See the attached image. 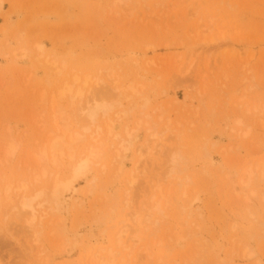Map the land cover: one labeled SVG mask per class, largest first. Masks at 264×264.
Listing matches in <instances>:
<instances>
[{
    "label": "rangeland",
    "instance_id": "374dc122",
    "mask_svg": "<svg viewBox=\"0 0 264 264\" xmlns=\"http://www.w3.org/2000/svg\"><path fill=\"white\" fill-rule=\"evenodd\" d=\"M112 70L146 107L118 96ZM68 73L99 75L95 91L119 103L98 119V159L56 201L34 154L51 117L41 92ZM263 123L264 0H0V264H264V181L250 200L240 183L264 168ZM177 147L180 186L165 176ZM31 194L46 210L32 227L19 203ZM247 244L252 261L236 252Z\"/></svg>",
    "mask_w": 264,
    "mask_h": 264
},
{
    "label": "bare ground",
    "instance_id": "6f19581e",
    "mask_svg": "<svg viewBox=\"0 0 264 264\" xmlns=\"http://www.w3.org/2000/svg\"><path fill=\"white\" fill-rule=\"evenodd\" d=\"M121 1L126 3L127 0ZM37 46L39 50L44 51L42 44H37ZM42 55L40 54V57ZM57 71L60 72V70ZM110 75L113 78V89L118 96L123 95L131 104L135 103V98L145 99L146 101V98L143 96L142 87H140L141 84H137L134 81L128 84H121L123 77L120 75L115 76L114 70L110 72ZM102 82L103 79L99 75L68 73L61 79V82L57 86L49 91L43 90L41 92L40 96L42 101L47 100L49 102L51 117L46 142L43 145L41 144L38 151L34 154L35 164L39 167L42 166L41 171H39L35 178L40 180L49 175L55 176L51 191L56 201L59 200L61 191L65 192L72 188L74 181L86 175L95 163V160L99 157V149L94 143L101 135L104 126L98 123V119L100 116L107 117L116 108L117 102L119 103V101L115 103L106 101L98 91H95L93 84L99 85ZM143 106H147V101ZM144 115L148 120L151 117L149 114ZM148 120L147 123H149ZM239 122L241 123V121ZM142 123L143 120L140 119L138 125ZM107 126L108 128L110 127L109 121L107 122ZM155 129L156 127L154 125L149 128L150 136L152 138H159L161 134L156 132ZM135 131L128 132L129 136L131 137ZM79 144H83L84 148L79 149ZM18 149L19 144L11 141L6 146L4 151L6 154H4L7 156L14 155ZM187 163L188 161L183 155L181 147L172 150L169 159L170 167L165 174L166 182L169 185H174L177 182L180 186V184L189 181L191 177L187 172ZM50 168H56L57 172L51 173ZM63 168L70 169L72 176L67 179H62L60 173ZM258 179L264 181V168L249 167L243 176H241L240 183L242 190L245 192L246 199L250 200L251 197L257 196L258 189L254 187V183ZM29 182V179L23 181L18 189L27 191L29 189ZM130 183L132 184L133 181L131 180ZM183 186L185 187L186 185L183 184ZM161 188L162 184L160 183L155 189L163 192ZM15 189L16 187L14 185H8L7 187L8 192ZM168 190L171 193L172 189L170 190L168 188ZM261 193L264 197V190ZM159 194L164 198L163 193ZM155 195L152 197V200L155 202L152 205L150 203V207L146 205L145 208L148 207V210L151 209L159 214L163 212L162 202L160 197V199L156 200ZM37 198L35 194H31L30 196L23 195L19 201L21 207L26 209L30 216L27 222L31 227L34 226L35 221L38 219L37 217L42 218L44 215L43 212L46 213L45 209L38 211L36 206H42L43 204L40 202V204L36 205L35 201ZM151 215L152 213H149L147 221L151 220ZM154 223V225H157L158 219ZM35 233L38 234L37 231ZM123 234H126L125 230L121 231L120 239ZM236 252L239 257L248 261H252L257 257L256 251L248 244ZM111 259L112 262H115L114 252L111 253ZM261 263L259 259L254 262V264Z\"/></svg>",
    "mask_w": 264,
    "mask_h": 264
}]
</instances>
